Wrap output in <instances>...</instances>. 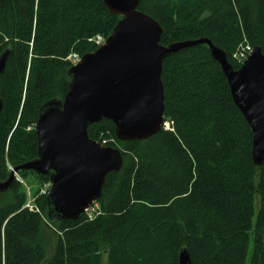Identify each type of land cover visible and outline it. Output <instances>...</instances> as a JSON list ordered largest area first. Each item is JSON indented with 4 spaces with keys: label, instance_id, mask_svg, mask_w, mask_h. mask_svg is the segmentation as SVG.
Returning a JSON list of instances; mask_svg holds the SVG:
<instances>
[{
    "label": "trees",
    "instance_id": "16d2710c",
    "mask_svg": "<svg viewBox=\"0 0 264 264\" xmlns=\"http://www.w3.org/2000/svg\"><path fill=\"white\" fill-rule=\"evenodd\" d=\"M162 29L159 44L208 39L238 69L244 46L264 54V0H139ZM119 17L103 0H0V182L37 157L33 130L46 102L62 100L72 54L97 50ZM169 130L120 142L102 120L87 136L121 152L92 219L50 221L45 195L15 183L0 194V264H264V167L252 162V131L232 102L207 46L181 49L162 64ZM31 130H28V129ZM39 184L47 183L31 172Z\"/></svg>",
    "mask_w": 264,
    "mask_h": 264
},
{
    "label": "water",
    "instance_id": "95a60500",
    "mask_svg": "<svg viewBox=\"0 0 264 264\" xmlns=\"http://www.w3.org/2000/svg\"><path fill=\"white\" fill-rule=\"evenodd\" d=\"M139 0H103L118 16L116 26L93 53L69 69L70 83L62 100L45 103L34 132L37 157L13 168L0 182V194L14 184V174L32 172L48 180V219L75 220L100 200L107 175L122 167L121 152L101 146L87 136V128L102 120L114 124L120 142L144 140L162 128L164 109L163 61L181 49L207 46L221 67L232 102L252 131L251 157L264 167V54L254 48L238 69L208 39L159 44V24L138 10ZM11 51L0 55V75ZM1 101V99H0ZM2 102H0V111ZM178 264H192L186 249Z\"/></svg>",
    "mask_w": 264,
    "mask_h": 264
},
{
    "label": "rangeland",
    "instance_id": "374dc122",
    "mask_svg": "<svg viewBox=\"0 0 264 264\" xmlns=\"http://www.w3.org/2000/svg\"><path fill=\"white\" fill-rule=\"evenodd\" d=\"M239 62L241 61L239 60L238 62H236V64H239ZM28 130L31 129L29 128ZM19 176H20V186L24 188V190L26 191V195H27L26 201L28 203V206H32L34 202L32 199L34 198L36 191L40 189L39 188L40 186L45 185V183L39 184L33 175H25L24 177L21 175ZM102 260H103L102 264H107L105 257H103Z\"/></svg>",
    "mask_w": 264,
    "mask_h": 264
},
{
    "label": "built area",
    "instance_id": "2783aa9c",
    "mask_svg": "<svg viewBox=\"0 0 264 264\" xmlns=\"http://www.w3.org/2000/svg\"><path fill=\"white\" fill-rule=\"evenodd\" d=\"M96 44H100L102 42V38L100 36H98L96 38ZM251 51V48L249 46H244L243 48H241L238 52L235 53L234 57L236 62H238L239 60L242 62L248 55V53ZM239 62V63H241ZM42 193H45V190L42 191ZM97 207L93 206L88 210V214H87V218L91 219L96 213H97Z\"/></svg>",
    "mask_w": 264,
    "mask_h": 264
},
{
    "label": "bare ground",
    "instance_id": "6f19581e",
    "mask_svg": "<svg viewBox=\"0 0 264 264\" xmlns=\"http://www.w3.org/2000/svg\"><path fill=\"white\" fill-rule=\"evenodd\" d=\"M169 127H171V124L169 123Z\"/></svg>",
    "mask_w": 264,
    "mask_h": 264
}]
</instances>
